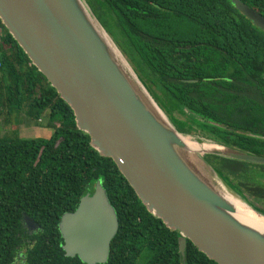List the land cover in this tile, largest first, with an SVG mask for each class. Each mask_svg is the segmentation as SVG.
I'll list each match as a JSON object with an SVG mask.
<instances>
[{
	"label": "trees",
	"instance_id": "trees-1",
	"mask_svg": "<svg viewBox=\"0 0 264 264\" xmlns=\"http://www.w3.org/2000/svg\"><path fill=\"white\" fill-rule=\"evenodd\" d=\"M85 1L180 134L264 156V32L231 0ZM239 1L264 17V0ZM0 29L1 121L24 105L31 120L46 116L53 130L48 139H24L15 131L0 135V264L12 262L22 214L40 226L28 264H84L64 257L57 222L97 181L118 223L103 264H135L142 256L144 264H217L189 240L181 257L178 233L147 212L112 160L77 130L68 105L1 23ZM205 159L264 214V166Z\"/></svg>",
	"mask_w": 264,
	"mask_h": 264
},
{
	"label": "water",
	"instance_id": "water-1",
	"mask_svg": "<svg viewBox=\"0 0 264 264\" xmlns=\"http://www.w3.org/2000/svg\"><path fill=\"white\" fill-rule=\"evenodd\" d=\"M231 3L264 32V17L239 0ZM0 23L68 105L90 146L112 160L147 212L178 233L181 257L189 240L217 264H264V232L239 220L227 198L261 218L264 214L235 194L205 159L213 155L264 166V156L180 134L85 0H0ZM184 138L220 150L190 155ZM22 225L29 232L38 229L25 214ZM117 228L97 181L73 212L60 217L62 250L84 264H103Z\"/></svg>",
	"mask_w": 264,
	"mask_h": 264
},
{
	"label": "rangeland",
	"instance_id": "rangeland-1",
	"mask_svg": "<svg viewBox=\"0 0 264 264\" xmlns=\"http://www.w3.org/2000/svg\"><path fill=\"white\" fill-rule=\"evenodd\" d=\"M99 23L103 26L107 34L112 39L113 43L118 47V49L122 50V46L117 40V38L114 35H110L107 31L108 28L100 22L99 19H97ZM0 34H4L3 31L0 32ZM122 57L126 61V63L129 65L130 68L133 67L130 64V62L127 60V58L124 56V54L119 50ZM3 118V117H2ZM4 119H0V135L7 134L8 132L15 131V133L20 137L24 139H48V137L52 134V128L48 126L46 121V116H42L40 122H35L34 120H31L26 113V106L22 105L20 110L16 113H12L10 117H4ZM214 177V176H212ZM213 181L216 185L221 186L226 192L228 191L225 186L221 183V181L216 177L213 178ZM229 192V191H228ZM260 207L263 208V205L260 204ZM145 258L143 256L139 258L135 264H144Z\"/></svg>",
	"mask_w": 264,
	"mask_h": 264
},
{
	"label": "bare ground",
	"instance_id": "bare-ground-1",
	"mask_svg": "<svg viewBox=\"0 0 264 264\" xmlns=\"http://www.w3.org/2000/svg\"><path fill=\"white\" fill-rule=\"evenodd\" d=\"M183 142L185 143L187 147V151L189 152L190 155H195V154H203V153H208L212 151H218L220 148L212 145V144H197L196 142L191 141L189 138H184ZM228 201L234 206L235 209V216L255 227L256 229L263 231L264 232V218H261L257 215H255L253 212L250 210L246 209L244 206H242L240 203L235 201L234 199L227 198Z\"/></svg>",
	"mask_w": 264,
	"mask_h": 264
},
{
	"label": "flooded vegetation",
	"instance_id": "flooded-vegetation-1",
	"mask_svg": "<svg viewBox=\"0 0 264 264\" xmlns=\"http://www.w3.org/2000/svg\"><path fill=\"white\" fill-rule=\"evenodd\" d=\"M90 194H91V192H90ZM23 215L24 214H22V216ZM22 216H21V222H22ZM58 223H59V221L57 222V229H58ZM35 224L38 226V229H36V231H34V232H29L22 225V227H23L22 234H17V236H16V238H17L16 239V246L14 248V254H13V259H12L11 264H28L27 251L34 244V240H32V236H33V234H36L37 232L40 231V226L37 223H35ZM58 233H59V230H58ZM50 241H48V242H50ZM57 242H58V246L62 249L63 241H62L60 233H59V240H57ZM63 255H64V257L68 258L65 255L64 251H63Z\"/></svg>",
	"mask_w": 264,
	"mask_h": 264
},
{
	"label": "built area",
	"instance_id": "built-area-1",
	"mask_svg": "<svg viewBox=\"0 0 264 264\" xmlns=\"http://www.w3.org/2000/svg\"><path fill=\"white\" fill-rule=\"evenodd\" d=\"M0 32H1V29H0ZM2 34H0V38H1Z\"/></svg>",
	"mask_w": 264,
	"mask_h": 264
}]
</instances>
